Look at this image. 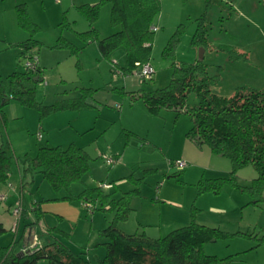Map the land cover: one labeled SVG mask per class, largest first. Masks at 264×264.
Instances as JSON below:
<instances>
[{
    "label": "rangeland",
    "instance_id": "1",
    "mask_svg": "<svg viewBox=\"0 0 264 264\" xmlns=\"http://www.w3.org/2000/svg\"><path fill=\"white\" fill-rule=\"evenodd\" d=\"M96 1L99 0H0V5L7 7L3 15L10 12L15 20L14 7L24 2L38 26L35 38L39 43L25 57L16 53L14 64L22 70L27 57H37L43 67V80L36 84L38 101L52 104L77 96L81 87L93 89L87 98L90 105L58 110L42 117L36 109L16 102L15 106H22L24 113L14 117L8 112V105L5 106L6 116H10L5 134L16 157L26 152L34 155L37 144L66 147L74 143L83 147L90 158L88 171L70 185V191L64 188L55 191L40 172L28 173L25 196L28 201L43 205L46 211L41 213L38 223L30 220L22 225L26 236L32 226L31 236L35 233L48 241L50 236L42 232L44 226L57 227L60 232H54L56 237L72 250L83 252L90 264H98L105 253L102 244L105 239L99 230L107 226L114 212L94 209L97 201L88 202L86 196L81 198L78 194L89 190L94 197L95 188L100 186L103 192L117 198L122 191L138 187L139 194L131 199L132 210L118 223L126 233L142 231L147 226L152 233H159L161 228L165 234L170 228H164V223L170 220L172 211L187 210L189 221L192 211L196 222L198 214L200 221H207L206 225L228 233L226 237L206 242L205 253L219 257L233 255L231 264H264V242L258 240L264 234V188L261 196L252 195L247 189L257 175L254 167L238 168L233 182L221 181L217 193H198V179L229 176L230 159L213 153L207 145L198 147L186 136L191 125L186 113L175 117L173 109L162 108L158 114H151L141 99H131L128 93L117 90L149 91L164 87L171 77V63L194 62L200 49L208 74L215 76L210 82L213 92L228 96L238 86L264 90V0H159L160 10L153 22L158 29L149 55L154 73L146 82L140 80L134 69L133 73L124 71L125 75L119 72V67L125 64L123 47L115 49L108 60L101 57L95 42H83L77 35L76 32L89 27L77 5ZM110 8L109 1L103 2L93 23L100 36L119 28L110 24ZM200 17L204 18L205 44L197 45L192 39ZM15 28L24 39L27 37L26 31L19 26ZM59 35L77 46L78 54L71 55L67 46L57 45ZM171 39L175 41L172 40L173 46L165 57L163 50ZM10 52L13 51H0V69L5 68L4 61ZM187 102L196 103L194 92L189 93ZM42 122L52 127L48 141L36 137ZM31 125L32 130H27ZM41 133L46 135V131ZM105 156L116 157V162L106 163ZM177 159L188 162L187 171L174 167ZM5 193L0 192V196L6 199ZM69 194L71 198L64 197ZM11 198L12 195L9 201ZM15 200L10 203L16 204L18 199ZM32 202H29L30 211L35 219ZM4 204L0 201V215L9 216L5 207L2 208ZM11 217L10 226L15 221L14 215ZM20 228L21 221L16 231L10 228L0 240L4 238V243H9ZM19 239H16L18 243ZM256 243L258 246H254Z\"/></svg>",
    "mask_w": 264,
    "mask_h": 264
},
{
    "label": "trees",
    "instance_id": "2",
    "mask_svg": "<svg viewBox=\"0 0 264 264\" xmlns=\"http://www.w3.org/2000/svg\"><path fill=\"white\" fill-rule=\"evenodd\" d=\"M105 1L111 4L110 24L119 28L108 35L100 36L93 23L98 18L100 5ZM14 9L17 25L28 35L13 46L28 51L39 43L35 38L38 26L30 18L24 2L17 3ZM77 9L88 21L89 27L76 33L83 42H95L101 57L109 60L115 49L123 47L125 64L119 67L122 74L124 71L133 73V69L135 70L138 65L150 62L149 55L154 36L151 26L154 25V19L160 10L159 0H99L77 5ZM64 20L65 15L62 19L63 24ZM198 20L201 21L197 24L192 43L201 45L205 44L202 21L204 18L200 17ZM172 40L163 50L165 57L173 46L175 40ZM56 44L67 46L71 55L79 52L77 46L61 35L57 37ZM171 66V77L164 87L149 91L141 88L130 92L117 90L128 93L131 99H141L151 114H158L162 108L173 109L175 117L181 112L186 113L191 121L186 136L198 147L207 145L213 153L230 159L229 176L198 179L196 183L198 193H217L221 181L233 182L238 168L252 165L257 175L247 189L252 195L261 196L264 188V90L238 86L231 95H221L210 89V82L215 76L208 74L207 65L202 58L190 63L172 62ZM41 72L37 61L33 69L24 67L22 70L12 71L5 77L0 76V182L7 183L11 167L14 161H17L22 165L24 174L40 172L55 191L62 188L70 191V185L79 181L89 169L90 158L83 147L74 143L66 147L38 144L34 155L24 153L23 156L16 157L5 138L7 116L4 109L10 101L36 109L39 117L58 110L79 109L90 105L87 98L91 96L93 89L86 87H81L79 94L73 98L56 100L52 104L38 101L36 84L43 80ZM152 77L151 75L150 79L142 82L149 81ZM191 92L196 95L194 104L187 102ZM95 189L94 197L89 190H82L78 196L81 198L86 196L88 202L97 201V205L93 204L94 209H108L114 212L107 226L99 230L100 236L105 239L102 242L105 253L98 264L232 263L233 255L219 257L204 252L203 245L206 242L226 237L228 233L217 227L196 222L194 212L190 213L189 223L164 235L151 237L144 231L126 233L119 228L118 223L125 220L132 210L131 199L139 194V188L122 191L117 198L103 192L100 186ZM71 196L69 194L64 197ZM36 205L34 203L35 207L32 208L35 211L34 223H38L42 213ZM24 211L25 208L22 206V215ZM5 230L0 223V235ZM42 232L50 236V239L40 242V245L31 251H22L21 247L18 249L20 243L18 240L0 246V264H36L39 260H42L43 264H90V260L83 256V252L72 250L54 235V232H60L57 227L47 226ZM258 240L259 243L264 242V234Z\"/></svg>",
    "mask_w": 264,
    "mask_h": 264
},
{
    "label": "crops",
    "instance_id": "3",
    "mask_svg": "<svg viewBox=\"0 0 264 264\" xmlns=\"http://www.w3.org/2000/svg\"><path fill=\"white\" fill-rule=\"evenodd\" d=\"M5 10H7V7L2 3V5H0V26L2 25L3 28H1V30H0V40L3 41V43H0V51L1 50H5V49H11V51H13V52H10V56L5 59V61H4L5 62L4 67L5 68L4 69H0V76L1 77H5L6 75H8L9 73H11L14 70H19V69L14 67L16 53L19 56L20 55H24L25 53H27V51L23 50L21 47L13 46L14 43L22 41V40H24V38H23V36L21 34H19L18 32L15 31L16 30L15 26H18V25H17V21L15 20V17L13 16V14H11L9 12L6 16L3 15ZM15 34H17L16 37H15ZM38 65L42 69L41 73H42V77H43V67L40 65V63H38ZM3 70H5V71H3ZM5 73H6V75L3 76V74H5ZM7 105H8V112L10 114L13 113L14 117H17V114L19 112L24 113L22 106H20V108L15 106V101L14 102L10 101ZM9 117L7 116V120L9 119ZM47 124L43 123V122L39 124V126L37 128V130H38L37 132L46 131V135H43L41 133V138H38L36 136L37 139H42L43 137H45L47 141H48V139H50V136H51L50 131H51L52 127H50L49 124L48 125ZM27 128H28L27 130H32V125H31V127L28 126ZM5 138H6V134H5ZM187 166H188V162H187ZM186 167L182 171H187L188 168H187V170H185ZM28 178H29L28 177V173H26V174L23 173L22 165L20 163H18L17 161H15V163L11 167V171L9 173L7 183H4V184H9L11 187H5L4 184L1 185V182H0V192L6 191V193H5L6 194V199L4 198V199H2L0 201L1 202L4 201L5 204L3 205L2 208L5 207L6 212L9 214V216H7L6 213H3L2 215H0V223L6 229L5 232L8 231L12 227V226H10V223H11V218H12L11 216H13L12 208L14 207L15 204L14 203L13 204L10 203V202H12L11 200L18 199L16 203H18L20 201L22 206H24V208H25V211H24V213H23V215L21 216V219H20V221H21V228L20 229L21 230H17L16 236L14 235L13 239L10 241V242L15 241L17 238L20 237V239H19L20 243L17 246L18 249L20 247H22V245L30 243L28 240L30 239L31 231H32V228H33L32 226L29 227L28 233L29 232L30 233L28 234L29 236H26V234H25L26 228H24V227L22 228V225H25L26 223H28V221L30 222V220H31V222H34V218L32 217V212L30 211L31 203H29V202H32V201L31 200L28 201L27 197L25 196V192H27L26 184L29 183ZM31 180L33 181V175H31ZM28 192L32 196V193H31L30 189H29ZM11 195H12V198L9 201V197H11ZM113 198H116V197H113ZM32 203H34V202H32ZM36 206H38L42 212L46 211L45 209H43V205L37 204ZM210 208L211 209H213V208L216 209L215 207H210ZM41 216H42V214H41ZM196 220H197L198 223L205 224V225L208 224L207 221H200L198 214H197ZM188 221H189V212L187 210L185 212L184 211L183 212L172 211V216H171L169 221H166L167 223H164V228H166V229L170 228L169 229V231H170V230H172L174 228L186 225ZM46 227L47 226H44V228H46ZM144 228L145 229L142 230V231H144L147 235H149L151 237H157V236H160V235H164V232H165L164 229L159 228V233H156L154 231H153L154 233H152V230H150L149 227L145 226ZM5 239H6V237H5ZM39 240H40V242H45L43 239L39 238ZM4 242H6V241H4V238H1V240H0L1 246L8 245L10 243L9 242V243L5 244Z\"/></svg>",
    "mask_w": 264,
    "mask_h": 264
},
{
    "label": "built area",
    "instance_id": "4",
    "mask_svg": "<svg viewBox=\"0 0 264 264\" xmlns=\"http://www.w3.org/2000/svg\"><path fill=\"white\" fill-rule=\"evenodd\" d=\"M157 29H158L157 26H155V25L151 26V30L152 31L155 32V31H157ZM29 58L30 57L26 58V60L24 62V67L27 68V69H33L35 67V63L37 62V57L36 56H34V57L32 56V58H30V59ZM135 70H136V74L138 75V77L140 78L141 81L150 79L151 75L154 72V69H153L152 65L150 64V62H145V63H143L141 65H138V67ZM37 137L38 138L41 137L40 132H37ZM104 161L106 163H108V164H113V163L116 162V158L115 157H111V156L110 157L109 156H105ZM173 165H174V167L177 170H182V169H184L187 166V162L182 160V159H177V160H175L173 162ZM105 186H108V185H105ZM2 199H4V196H0V200H2ZM12 214L15 217V221H14L11 229L13 231H16V229H17V227L19 225L21 216H22V204H21L20 201L18 203H16L14 205V207L12 208ZM32 238L33 239L31 240L30 243L22 245V247H21L22 251H25V252L26 251H31L32 249H34V248H36L37 246L40 245L39 237H37L34 234L32 236Z\"/></svg>",
    "mask_w": 264,
    "mask_h": 264
},
{
    "label": "water",
    "instance_id": "5",
    "mask_svg": "<svg viewBox=\"0 0 264 264\" xmlns=\"http://www.w3.org/2000/svg\"><path fill=\"white\" fill-rule=\"evenodd\" d=\"M202 49H200V52H199V58H202Z\"/></svg>",
    "mask_w": 264,
    "mask_h": 264
}]
</instances>
